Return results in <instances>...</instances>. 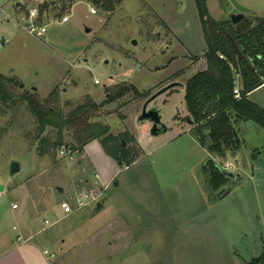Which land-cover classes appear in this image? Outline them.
<instances>
[{
  "label": "rangeland",
  "instance_id": "374dc122",
  "mask_svg": "<svg viewBox=\"0 0 264 264\" xmlns=\"http://www.w3.org/2000/svg\"><path fill=\"white\" fill-rule=\"evenodd\" d=\"M45 1L0 0V74L20 82L17 93L45 99L53 92L58 102L52 104L64 110L87 97L105 102L93 120L114 134H133L140 155L120 166L103 149L109 159L76 150L66 158L60 148L41 154L42 136L55 140V132L36 136L35 118L21 100L0 104V233L15 238L18 211L11 203L20 202L22 191L27 220L44 227L54 264H250L258 258L264 252V129L235 123L243 146L221 158L209 142L200 143L185 99L187 80L203 68L207 49L196 0H125L111 12L88 2L65 10L55 5L44 13L52 24L43 37L29 32L22 17ZM206 6L216 20L232 13L253 18V10L264 16V0H206ZM65 15L70 20L62 23ZM174 81L180 85L149 104L166 127L152 136L138 115L148 97ZM123 83L149 95L122 107L124 98L106 103L110 88ZM250 94L264 108V85ZM13 160L20 170L11 174ZM209 160L235 175L220 190L207 183ZM78 198L86 204L64 214L59 204Z\"/></svg>",
  "mask_w": 264,
  "mask_h": 264
},
{
  "label": "trees",
  "instance_id": "16d2710c",
  "mask_svg": "<svg viewBox=\"0 0 264 264\" xmlns=\"http://www.w3.org/2000/svg\"><path fill=\"white\" fill-rule=\"evenodd\" d=\"M122 1L47 0L39 8L37 21L39 24L48 22L51 17L44 13L50 14L55 5L59 10H65L74 3L88 2L111 12ZM196 3L202 18L207 49L202 56L204 68L187 80L185 99L190 114L188 120L193 124L200 143L205 146L209 142V151L214 157L221 158L228 152L237 153L243 146L235 123L251 121L264 129V108L248 98L251 91L264 85V17H245L238 23H233L230 18L216 20L208 13L206 0H196ZM229 37L236 42L241 57L235 53ZM237 75L241 85L240 98H236L233 91ZM15 81L12 77L0 74V104L12 107L17 100H21L35 118L36 136L49 128L55 132V140L48 135L42 136L41 154L54 153L62 147L82 152L88 143L97 140L120 166H129L139 159L140 146L133 134L127 130L114 134L110 132L108 124L93 120L105 102L98 104L87 97L85 101L72 104L68 110H64L52 104V101L58 102L53 92L45 99L28 90L17 93L14 86H19L20 82ZM110 89L112 92L108 93L106 103L124 98L120 102L121 107L149 95L126 83ZM206 129L207 134L204 133ZM67 133L69 139H66ZM205 167L207 183L212 190H220L229 180L225 171L212 160ZM250 264H264V252Z\"/></svg>",
  "mask_w": 264,
  "mask_h": 264
},
{
  "label": "crops",
  "instance_id": "0c3cea01",
  "mask_svg": "<svg viewBox=\"0 0 264 264\" xmlns=\"http://www.w3.org/2000/svg\"><path fill=\"white\" fill-rule=\"evenodd\" d=\"M17 3L21 5L20 2ZM251 15L257 17H264L261 16L259 13H257V11L255 10L251 11ZM201 59L203 58L201 57ZM250 93L248 94V98L251 95ZM94 142H98V141L94 140L91 143H88L82 152L84 153L90 152V154L92 153V155L95 154L96 152L101 153L103 157L109 159L108 156L102 153L103 148L102 147L100 148L99 144H94ZM100 149L101 151L99 152ZM113 173H115V171ZM103 179L105 180V178ZM1 188L3 189V187ZM21 194H22L21 195L22 199L18 203L17 208H14L15 212L18 211L16 213L17 222L16 225L13 226V228L16 229L17 231L15 238H13V240L10 241L9 238H7V236L5 237V235H2L4 231L0 233V264H54L53 261L55 256H50L49 254L44 253V250L46 249L48 250V242H49L48 240L50 239L48 237L44 239L41 236L44 227L36 228L34 223L28 222L26 216L27 212L25 210L27 203V196L26 193L22 191ZM13 203L14 202H12L11 204ZM11 207L13 206L11 205Z\"/></svg>",
  "mask_w": 264,
  "mask_h": 264
},
{
  "label": "water",
  "instance_id": "95a60500",
  "mask_svg": "<svg viewBox=\"0 0 264 264\" xmlns=\"http://www.w3.org/2000/svg\"><path fill=\"white\" fill-rule=\"evenodd\" d=\"M17 5H19V3H17ZM245 19V15L243 13H232L230 15V20L233 23H238L242 20ZM90 31L89 28H86V32ZM232 47L235 51L236 54H238L240 57L242 56L236 42L234 41V39L232 37H229ZM180 85L179 82H171L169 84H167L166 86L160 88L158 91H156L154 94H152L150 97H148L141 108V112L138 115V122H147L149 124V130L151 132L152 136H156L158 134H160L161 132H165L166 131V127L162 124L161 122V115H160V111L158 110V108L153 107V106H149V104L155 100L156 97H158L159 95H161L162 93L166 92L167 90ZM124 145L125 142H123ZM224 170V168H222ZM20 170V166L19 164L13 160L10 164V173L14 174L16 172H18ZM225 171V175L228 178H233L235 177L234 173L232 172H228L227 170ZM115 184H118V182L116 181ZM101 207L100 203H97V209H99Z\"/></svg>",
  "mask_w": 264,
  "mask_h": 264
},
{
  "label": "built area",
  "instance_id": "2783aa9c",
  "mask_svg": "<svg viewBox=\"0 0 264 264\" xmlns=\"http://www.w3.org/2000/svg\"><path fill=\"white\" fill-rule=\"evenodd\" d=\"M91 13L96 14L97 13V9L95 7H92L90 10ZM39 17V10L38 8H33L31 10H29V13L26 16L22 17V21L25 25V27L29 30V32L34 33L35 35L38 36H44L45 33L47 32L48 28L51 26L52 24V20L45 22L43 24H39L37 19ZM70 20V15H65L62 17V23L67 22ZM240 90H241V85H240V80H239V76H236V84L234 87V95L236 98H240ZM73 150L66 148V147H62L59 150V153L61 156L66 157V158H72L71 153ZM227 167H230L229 163H226ZM3 189L0 186V196L2 194ZM86 203L83 202V198H78L77 201L75 202V204H71L70 201L65 200L62 201L59 206L61 208V210L63 211L64 214L67 213H72L74 212L76 209L81 208L82 206H84ZM13 208H17L18 204L17 203H13L12 204ZM49 221L46 220V223H48ZM44 253L49 254L50 256H54L53 253H50L47 249L44 250Z\"/></svg>",
  "mask_w": 264,
  "mask_h": 264
}]
</instances>
